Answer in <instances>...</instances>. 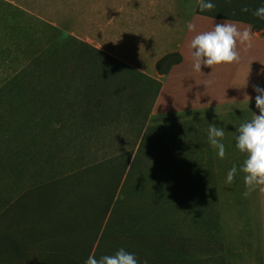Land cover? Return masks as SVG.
I'll use <instances>...</instances> for the list:
<instances>
[{"label":"rangeland","instance_id":"obj_1","mask_svg":"<svg viewBox=\"0 0 264 264\" xmlns=\"http://www.w3.org/2000/svg\"><path fill=\"white\" fill-rule=\"evenodd\" d=\"M74 3L0 0V264H48L69 244L48 221L58 212L35 213L37 197L25 192L103 155L135 154L146 128L141 163L117 194L123 216L197 236L181 264H264V123L244 108L154 113V82L69 37ZM46 47L52 53L31 64ZM97 74L113 83L94 85ZM85 233L66 247L87 246ZM115 240L125 241L107 236L96 264H123L106 252Z\"/></svg>","mask_w":264,"mask_h":264},{"label":"crops","instance_id":"obj_2","mask_svg":"<svg viewBox=\"0 0 264 264\" xmlns=\"http://www.w3.org/2000/svg\"><path fill=\"white\" fill-rule=\"evenodd\" d=\"M200 1L75 0L68 30L160 82L154 113L244 108L255 111L256 125H262L263 29L200 14ZM173 52L182 61L160 73L157 61Z\"/></svg>","mask_w":264,"mask_h":264},{"label":"trees","instance_id":"obj_3","mask_svg":"<svg viewBox=\"0 0 264 264\" xmlns=\"http://www.w3.org/2000/svg\"><path fill=\"white\" fill-rule=\"evenodd\" d=\"M197 12L214 18L248 22L255 28L263 29L264 32V0H201ZM48 25L53 30H58L55 25ZM69 37L125 66L130 72L140 74L154 82L156 98L161 86L160 82L71 34ZM51 47L36 51L30 63L38 64L42 55L48 56L52 53ZM181 61L182 55L179 52L168 53L157 61L156 67L160 73H166L172 65ZM91 81L95 83L94 85L104 88H108L113 83L111 76L99 74L93 76ZM58 121L57 130L62 132L67 125L63 120L58 119ZM103 130L104 125H99L97 130L93 131L102 132ZM144 130V133L139 135L140 141L136 142L135 154L121 152L103 155L97 160L81 163L70 171L40 182L23 194L22 198L31 195L37 197V202L30 204L35 213L41 211L45 216L58 212V217L54 219L49 217L48 221L57 224L58 231L69 240L70 245L74 241L73 234L86 231L84 237L88 239L87 246L79 245L74 251L70 246L66 247L69 245L67 243L65 248L59 247L58 250L52 251L45 262L48 264H96L103 250L105 238L111 233L115 238L122 237L125 241L122 243L115 240L106 248L108 249L106 252L121 258L123 264L168 262L181 264L192 257L188 247L189 243L198 241L197 236L172 234L164 228L163 224H159L158 228L157 217H124L119 211L117 194L125 192L133 172L142 160L140 151L146 145L144 136L147 128ZM183 160L177 163L182 165ZM14 205L22 204L18 202ZM207 236L213 238V234L209 233ZM206 237L203 236V238ZM6 239L15 252L20 251L19 242L15 237L7 236Z\"/></svg>","mask_w":264,"mask_h":264}]
</instances>
